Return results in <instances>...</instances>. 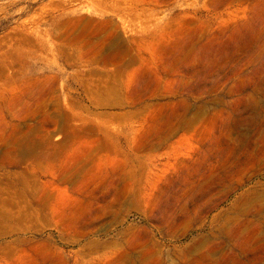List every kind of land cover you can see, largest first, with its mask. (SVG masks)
Here are the masks:
<instances>
[{"label":"rangeland","instance_id":"obj_1","mask_svg":"<svg viewBox=\"0 0 264 264\" xmlns=\"http://www.w3.org/2000/svg\"><path fill=\"white\" fill-rule=\"evenodd\" d=\"M0 264H264V0H0Z\"/></svg>","mask_w":264,"mask_h":264}]
</instances>
